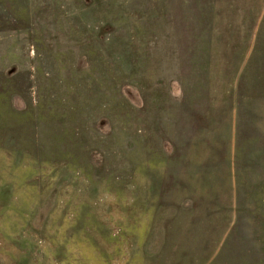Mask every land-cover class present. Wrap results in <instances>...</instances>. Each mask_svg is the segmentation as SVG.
Segmentation results:
<instances>
[{"label": "rangeland", "instance_id": "obj_1", "mask_svg": "<svg viewBox=\"0 0 264 264\" xmlns=\"http://www.w3.org/2000/svg\"><path fill=\"white\" fill-rule=\"evenodd\" d=\"M0 264H264V0H0Z\"/></svg>", "mask_w": 264, "mask_h": 264}, {"label": "trees", "instance_id": "obj_2", "mask_svg": "<svg viewBox=\"0 0 264 264\" xmlns=\"http://www.w3.org/2000/svg\"><path fill=\"white\" fill-rule=\"evenodd\" d=\"M256 53V52H255Z\"/></svg>", "mask_w": 264, "mask_h": 264}]
</instances>
